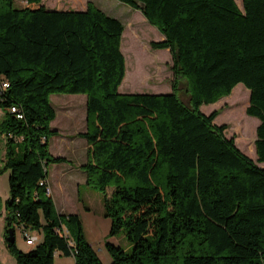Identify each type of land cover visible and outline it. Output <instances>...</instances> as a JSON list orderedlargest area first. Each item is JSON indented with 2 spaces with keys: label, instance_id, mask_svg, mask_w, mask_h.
<instances>
[{
  "label": "trees",
  "instance_id": "obj_1",
  "mask_svg": "<svg viewBox=\"0 0 264 264\" xmlns=\"http://www.w3.org/2000/svg\"><path fill=\"white\" fill-rule=\"evenodd\" d=\"M121 1L164 34L151 45L170 49L171 91L119 90L125 23L93 0L86 9L0 0V80L9 82L0 85L10 169L7 247L18 264H54L59 252L76 264H105L76 213L67 216L79 228L69 239L66 214L48 192L47 164L72 161L49 148L57 133L51 95L86 93L87 128L78 135L89 147L81 167L87 182L106 192L108 236L125 228L131 240L129 248L106 241L110 264H264V0H242L243 8L236 0ZM239 82L250 89L247 113L260 118L257 160L226 134V123L215 122L218 109H201ZM14 222L43 228V239L19 248L8 238Z\"/></svg>",
  "mask_w": 264,
  "mask_h": 264
},
{
  "label": "rangeland",
  "instance_id": "obj_2",
  "mask_svg": "<svg viewBox=\"0 0 264 264\" xmlns=\"http://www.w3.org/2000/svg\"><path fill=\"white\" fill-rule=\"evenodd\" d=\"M48 4L66 6L72 4V0H45ZM98 6L109 14L119 17L125 23V32L122 39V49L126 57V74L119 86L122 92H168L172 90L174 81L173 57L169 48H155L151 45L152 40H160L163 34L156 25L150 23L140 9L121 0H93ZM243 8L242 0H236ZM17 6L26 3L25 0H15ZM155 28V30H154ZM180 94L186 101L189 99L187 81L181 79ZM232 92L222 96L213 103L204 104L201 108L209 113L214 109L219 110L215 118L218 124L226 123L225 130L228 136H235L237 145L255 160H257L256 144L257 126L260 118L247 113L250 102V89L243 83L234 86ZM51 101L57 111L56 117L51 121L52 128L57 133L51 135L49 148L54 155H64L75 163L87 160V138L78 135L79 131L87 128V94L86 93H53ZM7 115V110L0 105V120ZM6 153V134L0 138V261L2 264H18L16 256L9 250L6 243V216L9 210L6 200L10 197L9 174L10 169H4ZM63 168L73 169L64 180L65 194L63 200L74 210H67L64 214V227L70 240L78 233L76 220L68 219L70 213L79 216L83 232L93 244L99 256L105 264L112 261V256L106 247V241L111 240L124 248L131 246V240L127 230L123 228L116 235L108 236L111 219L105 216L104 195L106 192L92 186L86 181V171L72 167L74 163L67 161ZM264 165L263 162H260ZM51 176L60 174L61 165L53 162L47 164ZM112 186L108 188L111 193ZM54 191L53 200L57 198ZM56 206V204H55ZM73 211V212H72ZM58 213H60L57 210ZM16 226V243L19 248L29 250L31 242L25 237V229L33 234L41 232L43 228H25L14 222ZM35 232V233H34ZM54 264H76L72 254L57 253Z\"/></svg>",
  "mask_w": 264,
  "mask_h": 264
},
{
  "label": "crops",
  "instance_id": "obj_3",
  "mask_svg": "<svg viewBox=\"0 0 264 264\" xmlns=\"http://www.w3.org/2000/svg\"><path fill=\"white\" fill-rule=\"evenodd\" d=\"M25 1L27 3V0H25ZM43 1L46 4V6L48 8H51V9H86L87 8V4H88V0H72V4H66V6H56V4H48L45 0H43ZM26 3H23L22 5H19V6H24V5H26ZM154 30H155V28H154ZM160 37H161V39H163L164 38V34H161ZM203 107H204V104H202L201 108H203ZM88 147H89V143H88ZM87 158H88V155H87ZM67 161H70V160L53 162L54 164H57V166L61 165L60 174H56L55 176H51L50 172L48 171V176H47V180H48L50 188H51V195L54 196V191L57 192V195L59 194V196H57V198L60 199V200H57L55 198V204H56V209L60 213H65L67 210H74L73 208H70L67 205V202H65L63 200V197H64L63 195L65 194V183H64V180L66 179V176L69 174V171L73 170V169H70L68 171V168H63V164H60V163H64V162H67ZM70 162L74 163L72 165V167H74L76 169H80L79 167H81V164L84 163V162L75 163L73 160L70 161ZM81 169H83V168L81 167ZM86 181H87V173H86ZM24 227L25 228H29V227H26V226H24ZM25 230H27V229H25ZM27 231L32 233L29 230H27ZM36 235L38 236L39 240H42L43 237H44V234H42L41 232L37 233ZM109 237H111V236H109ZM35 244L36 243H31L30 249L32 247H34ZM127 248H129V247H127ZM110 263H111V261H110ZM110 263H108V264H110Z\"/></svg>",
  "mask_w": 264,
  "mask_h": 264
},
{
  "label": "built area",
  "instance_id": "obj_4",
  "mask_svg": "<svg viewBox=\"0 0 264 264\" xmlns=\"http://www.w3.org/2000/svg\"><path fill=\"white\" fill-rule=\"evenodd\" d=\"M0 85L1 87H8L9 86V82L5 81V80H0ZM10 110L14 113H16L17 117L22 118L23 117V112L21 111V109L17 106V105H12L10 107ZM42 183L44 182V180L41 181ZM48 192H51V188H48ZM25 237L27 238V240L31 243H35L39 240L38 236L28 232L27 230H25Z\"/></svg>",
  "mask_w": 264,
  "mask_h": 264
},
{
  "label": "water",
  "instance_id": "obj_5",
  "mask_svg": "<svg viewBox=\"0 0 264 264\" xmlns=\"http://www.w3.org/2000/svg\"><path fill=\"white\" fill-rule=\"evenodd\" d=\"M187 105L189 107H191V102H187ZM8 238L10 241H15L16 237H15V231H14V228L13 227H9V235H8Z\"/></svg>",
  "mask_w": 264,
  "mask_h": 264
}]
</instances>
